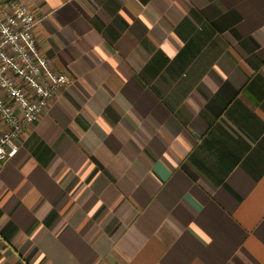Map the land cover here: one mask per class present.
<instances>
[{
    "label": "crops",
    "instance_id": "obj_1",
    "mask_svg": "<svg viewBox=\"0 0 264 264\" xmlns=\"http://www.w3.org/2000/svg\"><path fill=\"white\" fill-rule=\"evenodd\" d=\"M24 1L68 83L0 162V264H264V0Z\"/></svg>",
    "mask_w": 264,
    "mask_h": 264
},
{
    "label": "built area",
    "instance_id": "obj_2",
    "mask_svg": "<svg viewBox=\"0 0 264 264\" xmlns=\"http://www.w3.org/2000/svg\"><path fill=\"white\" fill-rule=\"evenodd\" d=\"M37 18L24 0L0 1V162L17 153L21 132L68 83L40 54ZM7 247L0 234V253Z\"/></svg>",
    "mask_w": 264,
    "mask_h": 264
}]
</instances>
